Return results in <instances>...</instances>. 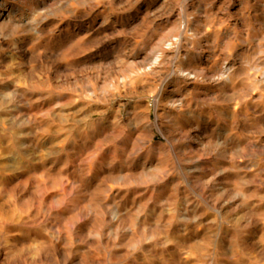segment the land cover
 I'll return each mask as SVG.
<instances>
[{"label": "rangeland", "instance_id": "obj_1", "mask_svg": "<svg viewBox=\"0 0 264 264\" xmlns=\"http://www.w3.org/2000/svg\"><path fill=\"white\" fill-rule=\"evenodd\" d=\"M0 264H264V0H0Z\"/></svg>", "mask_w": 264, "mask_h": 264}]
</instances>
